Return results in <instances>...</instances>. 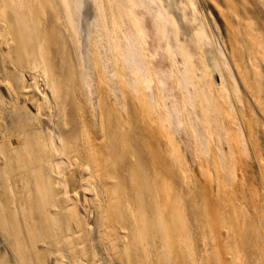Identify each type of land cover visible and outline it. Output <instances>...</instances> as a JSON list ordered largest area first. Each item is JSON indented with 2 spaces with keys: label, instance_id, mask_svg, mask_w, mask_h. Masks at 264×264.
<instances>
[{
  "label": "bare ground",
  "instance_id": "obj_1",
  "mask_svg": "<svg viewBox=\"0 0 264 264\" xmlns=\"http://www.w3.org/2000/svg\"><path fill=\"white\" fill-rule=\"evenodd\" d=\"M236 58L198 0H0V264H264V205L219 179L238 149L263 163ZM154 117L194 158L213 144L214 185Z\"/></svg>",
  "mask_w": 264,
  "mask_h": 264
},
{
  "label": "rangeland",
  "instance_id": "obj_2",
  "mask_svg": "<svg viewBox=\"0 0 264 264\" xmlns=\"http://www.w3.org/2000/svg\"><path fill=\"white\" fill-rule=\"evenodd\" d=\"M198 1L210 24L213 26L215 35L228 57L231 53V39H235V42L238 46V59H236L238 62H241V74L245 79L249 80L250 87L254 91L255 95H257V97L259 98L261 109L264 110V0ZM227 3L231 4L232 10L227 5ZM223 16L225 17V20L223 19ZM244 35H246L247 38H251L252 43L255 44L260 52L259 57L255 59V63L254 65H252L253 68L249 64L246 55V49L242 42V38L244 37ZM97 76L99 78V75ZM235 76L237 80L238 92L241 97V102L239 101L237 103L239 109H241L244 113L243 117L246 120H251L253 123L255 137L258 143L257 145L260 154L263 157V163L258 166V164L253 159L252 152L251 155H247L245 152H239L238 147H236L238 149L236 154L238 160L233 162L231 160L232 155L230 154L229 159L231 161L229 160V164L231 168L229 170L227 169V167L221 169L219 173V179L225 185V188L228 192L227 194L230 197H234L237 195L239 199L245 200H251V198L253 197L257 200L256 202L260 206L264 205V115L262 116L259 108L254 106L250 102V100H248L245 93L246 87L244 88L239 79L240 75L236 73ZM213 77V79L216 78L215 73H213ZM98 78L96 79L94 90L96 103H102L103 101H107V103L112 102L113 98L109 96L105 83L102 79L98 80ZM122 89H125V87H122ZM74 99L79 103H82V96H80L76 88L74 90ZM105 102H103V105H105ZM108 107L109 106L106 105V108ZM88 112V109L84 107L86 120L83 128L88 135H92L93 132H95L94 129H97L96 127H93L94 125H92V123L88 119ZM107 115L111 116L113 126H115V123L116 125L119 123L117 113H114V111H110L107 113ZM153 120V125H155L156 123L165 137L167 139H171L175 143V139L167 135V129L164 130V125L162 124V122H159L155 117ZM131 129L132 128L130 125V130ZM132 136L134 137L133 134ZM174 147L176 149L178 158L181 160L183 169L185 168L184 172L186 173V176H190V180L187 179V176L185 179H183L184 182L192 183L195 181H199L203 184H208L207 181H209L211 185L215 184L217 180L216 174L214 172L216 170V166L214 167L212 159H210V157L212 156L211 154L213 153L212 149H214L213 144L208 145V148L210 149L209 156H206L204 153H200L199 157L197 158H194L191 153L178 142L174 144ZM157 153L159 154V151ZM170 171H174L177 174L178 169L176 170V168H172L170 167V165H168V173H170ZM201 171H206V177L201 174ZM236 174L238 175V177H236ZM229 185H232L233 189H231ZM232 190L236 191L234 192Z\"/></svg>",
  "mask_w": 264,
  "mask_h": 264
}]
</instances>
